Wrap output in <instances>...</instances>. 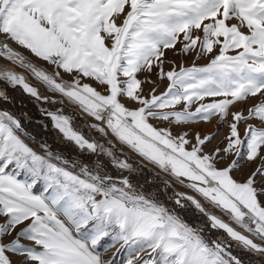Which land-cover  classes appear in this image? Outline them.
<instances>
[{"label": "snow or ice", "instance_id": "obj_1", "mask_svg": "<svg viewBox=\"0 0 264 264\" xmlns=\"http://www.w3.org/2000/svg\"><path fill=\"white\" fill-rule=\"evenodd\" d=\"M0 59L63 99L2 66L0 83L105 140L42 109L93 159L41 154L0 111V264H110L106 238L128 264L264 259V0H0Z\"/></svg>", "mask_w": 264, "mask_h": 264}, {"label": "rangeland", "instance_id": "obj_2", "mask_svg": "<svg viewBox=\"0 0 264 264\" xmlns=\"http://www.w3.org/2000/svg\"><path fill=\"white\" fill-rule=\"evenodd\" d=\"M13 47H17L13 45ZM17 50L24 51L23 49H20L17 47ZM27 55V53L25 52ZM169 55L171 53L169 52ZM207 60H201L198 61V63H206ZM188 63H191V60L188 61ZM0 66L5 68H10L17 73H20L21 75H24L28 78V82L32 84L33 86L37 87L42 95L48 96L51 100H55L57 102L61 101L63 98L59 96L58 94H53L48 92L43 85L39 84L29 73L25 72L23 69L11 64L9 61L5 59H0ZM167 82L165 81L164 84L161 85L159 88L157 94L159 92H162L165 90ZM17 90V92L20 95H23L21 98H19L18 103L16 106L12 104V106H8L5 101L8 103H13V100H10L9 97V91L8 90ZM0 91H4L8 99H0V111H6L21 122V126L24 129V133H20L21 139L25 141L30 147H32L35 151L38 153L43 154V148L42 145L46 144L48 148L53 151L54 153L62 154L65 158H68L70 160H79L81 162H87L93 159V155L88 153L86 150L84 152H81L78 148H76L74 145H72L70 142H67L63 139L62 135L52 127V122L50 118H48L43 112L42 109H47L49 111H56L58 108H63L65 114H73L75 113L74 121H77V124L79 125V128L82 130H86L89 132V136L91 138H95L100 143H105L104 138L100 136L99 133H96L94 130L89 131V129L85 126L86 123L91 122L90 118L82 116L78 109L73 107L71 104H69L66 100L63 104L60 103H46L43 101H37L35 98L31 97L30 95L26 94L21 87H11L8 86L5 83H0ZM5 103V104H4ZM33 107L34 109H37L38 117H35V120H31L30 116V108ZM195 108V105L193 106V110ZM65 110H68L66 112ZM30 116H27V115ZM34 117V116H33ZM215 120L208 125H204L203 123L200 125L194 126L196 129L205 131V132H212L216 131L215 128ZM221 131L226 134L227 129L223 128ZM86 135V134H85ZM221 139H223V135L221 136ZM118 155L123 158V155H129L132 156L133 159L139 161V157H135L134 154L128 152L127 149L123 150V154L118 153ZM109 172L113 175H119L117 170L111 168L109 166ZM153 173L148 170V168H144L142 171L133 174L132 179L134 183H139L144 186L145 189H154L157 185L156 182L153 181L152 183H149L150 186H146L145 184L148 183V181L152 180ZM179 191H185V189L178 188ZM188 219L195 218L192 215H189L187 217ZM226 219V218H225ZM239 230V229H238ZM226 236V234H224ZM109 241L107 238L103 241H101V252H102V259H104L106 262H110V264H128L129 260V254L128 252L121 247L120 244H117L115 247H109L105 251L103 246L108 244ZM235 243V242H233ZM233 253L237 255H241L245 261L246 264H248L250 260V254L242 253L240 249L233 247ZM148 253H141L138 258H133V264H140V261L143 260L145 257H147ZM252 264H264V259H261L259 257L251 258Z\"/></svg>", "mask_w": 264, "mask_h": 264}, {"label": "trees", "instance_id": "obj_3", "mask_svg": "<svg viewBox=\"0 0 264 264\" xmlns=\"http://www.w3.org/2000/svg\"><path fill=\"white\" fill-rule=\"evenodd\" d=\"M8 91H9V97H10V100H13L14 102H13V103H8L7 101H5L6 104H7L8 106H12V104H13L14 106H16L17 103H18L19 98H21L23 95H20V94L17 92V90H14V91H13V89H12V90H8ZM4 104H5V103H4ZM29 110H30L32 116H30L29 114H28L27 116H30L31 120H35V117L40 116V115H38V112H37V109H36V108L34 109L33 107H31ZM65 111L68 112V110H65ZM37 115H38V116H37ZM33 116H34V117H33ZM74 124H75L76 126L79 127V125L77 124V121H76V120L74 121ZM81 130H82V129H81ZM82 131H83L84 134H86L87 137L89 136V132H87L86 130H82ZM145 185H146V186H150L149 183H146Z\"/></svg>", "mask_w": 264, "mask_h": 264}]
</instances>
